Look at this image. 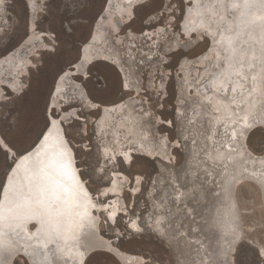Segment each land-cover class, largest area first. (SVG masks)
Listing matches in <instances>:
<instances>
[{
  "label": "rangeland",
  "instance_id": "obj_1",
  "mask_svg": "<svg viewBox=\"0 0 264 264\" xmlns=\"http://www.w3.org/2000/svg\"><path fill=\"white\" fill-rule=\"evenodd\" d=\"M34 1L33 10L29 0H23V4L21 0H5L3 4L0 56L24 38L30 20L43 36L30 57L31 64L23 70L17 90L0 86V120L11 123L18 117H35L38 132L47 121L45 110L53 82L72 71L51 114L57 118L74 111L62 124L81 180L94 202L104 204L106 210L120 208L114 223H107L102 212L98 222L100 233L110 244V249L103 251L114 264H122L120 253L141 258L133 264H224L225 254L241 230L258 247V241L264 240V66L259 84L255 82L252 87L249 83L251 90L257 87L252 91L256 102H250L255 111L246 104L238 110L232 108L236 118L239 113L249 112L251 119H255L243 135L239 129L236 131L235 144L242 152L225 151L218 159L211 138L217 144L224 137L211 125L216 111L204 97L218 96L210 86L222 74L220 66L225 56L220 48L209 53V37L184 35L182 16L189 6L184 0L137 1L132 8V20L120 25L119 33L108 27V21L119 23L116 11L115 17L100 18L105 0ZM53 17L55 24L50 25ZM98 19L101 34L97 44L91 46L94 60L73 70ZM69 21L74 31H69ZM159 27L164 29L160 35H153L150 40L140 37L146 30ZM192 28L197 29L192 22L184 24L185 31ZM109 54L115 57V64L104 60ZM138 54H146V58L134 69L132 61ZM259 68L257 63L256 70ZM88 69L93 77L98 69L113 78L119 77L121 90L112 98L114 103H101L89 95L92 89ZM74 82L82 88L81 96L93 102L95 108L71 99ZM124 82L128 83V91ZM67 99V104L61 102ZM118 102L123 104L122 108L108 113L105 119L109 125L97 133L98 106L102 109ZM73 103L81 108H73ZM133 129H143L146 137L136 142L132 139ZM115 130L120 133L119 140L114 138ZM36 140L32 133L24 147L29 149ZM232 156L235 157L230 161ZM4 175L5 169L0 166V187ZM111 186L118 192H108L103 197V191ZM159 215L163 221L160 237L151 231V224L160 221ZM135 223L139 231L132 230ZM93 253L83 264H88ZM15 264L26 263L20 258Z\"/></svg>",
  "mask_w": 264,
  "mask_h": 264
},
{
  "label": "bare ground",
  "instance_id": "obj_2",
  "mask_svg": "<svg viewBox=\"0 0 264 264\" xmlns=\"http://www.w3.org/2000/svg\"><path fill=\"white\" fill-rule=\"evenodd\" d=\"M137 1L142 0H105L101 10V13H103L102 15L114 16L115 11L118 13L117 19L119 23H117V21H115V23L108 21L110 24L108 27L112 32L119 33L120 25L128 24L132 20L134 15L132 8ZM185 3L189 6L185 7L183 11L185 16L181 28L184 31V35L189 37L191 33H194L198 38L204 36L209 37V53L211 52L212 54L214 49L220 48L223 50L225 56L220 66V69L223 70H221L222 74L219 76L217 75L216 78L214 77V83L210 86L212 91L216 92L218 96H212L210 99L204 97L205 101L211 103L213 109L216 111V115L210 119L212 122L211 125L215 128V132L217 131L218 134L221 133L220 135L224 137L221 143L218 142L215 144L212 140V136L211 143L215 148L213 153H216L215 155H217L218 159H220L221 155H224L225 151H227L228 154L241 153L242 151H238L239 147L235 144L237 136L236 131L239 129V133L243 135L245 130H250L252 128L255 124V119H251L253 115L249 114V112L243 114L239 113L236 118L232 108L238 110L241 108V105L244 106L246 104L253 112L255 111L250 102H256V97H253L252 91H256L257 87L251 90L249 88V83L251 81L252 87L255 82L259 84L262 77L261 69L264 66L262 62V60H264V0H184V4ZM3 4H0V27L4 20L2 11ZM115 4H117L116 10L114 8ZM28 5L33 10L36 3L34 0H29ZM103 16H100V18ZM109 18L113 20L111 17ZM99 19L86 43L82 46L79 61L74 64L73 70H78L82 66L86 67L94 60V54L91 53V46L95 42V44H97L101 34ZM186 22H192L196 25L197 29L192 28L190 32L185 31L184 24ZM104 23H106V21ZM106 25H108V23ZM163 31L164 29L162 27L154 31L146 30L145 34L140 37H142V39L147 37V39L150 40L151 37H154L153 35H160ZM128 33L131 34L130 32ZM42 36L43 35L38 32L34 21L30 20L24 38L14 48L0 56V86L17 90L20 86L19 79L24 74L23 70L27 68L29 63L31 64L30 57L36 49L37 42L42 39ZM129 46L128 49L131 48H129ZM99 49L101 50L100 46ZM95 53L97 57L100 56L99 53ZM209 55L210 54H208V56ZM114 58L115 57L109 54L106 55L104 60H106L108 64H115L116 61H114ZM257 63H260L259 71L256 70ZM117 64L120 66L119 63ZM68 75L71 76L72 71H67L55 79L51 93L47 99L45 110L48 123V129L45 135L49 137L47 143L43 136L40 143L31 153L25 155L29 150L26 152L24 151L25 153L22 152L19 156V160L13 167L15 171L12 170L6 175L7 179L5 187L1 192L0 199L5 209L3 213L4 219L0 220V264H15L20 258L24 260L26 264H83L90 253L110 249V244L102 236L98 227L99 213L102 212L105 215L107 223L112 224L116 221L118 214H120V208L114 207L106 210L104 204L94 202L92 194L81 180L75 161L74 151L68 143L62 124L66 118L75 114L74 111L71 110L68 113H63L57 118H53L51 114L53 109L57 107L64 89L65 79H67ZM127 84V82H124L123 85L124 89L128 91L130 88H128ZM73 86L75 87L74 97L71 98L73 101H79L82 106L85 105L92 109L96 107L93 102L90 100L87 101L81 96L82 88L79 87L78 83L74 82ZM257 91L259 92L260 90ZM224 96L227 97L228 100H223L222 97ZM61 102L67 104L69 100H61ZM122 105V103L118 102L102 106V113L100 114L99 122L96 127L97 133H101V131L106 129L109 125L108 120L105 119L108 113L121 109ZM77 106L79 105L73 103L72 107L77 108ZM64 107L63 105L61 106L63 110ZM77 109L79 110L80 108ZM55 113L54 115L58 116V112ZM79 114H82V112ZM74 119L77 120V118ZM73 120L70 121L72 122ZM135 121L136 119L133 120L130 128L133 127ZM113 127L117 126L114 124ZM118 135H120L119 131L115 130L114 138L117 140H119ZM146 135L147 133L143 129L132 130V139H137L136 142H138L139 138L143 139L146 137ZM57 139L62 144V150L66 152V156L64 157L65 163H69L70 169L77 178L81 200L79 210L85 213L82 217L76 216L75 222L71 223L70 226L66 223L63 224L59 236L51 233L52 225L42 224L37 219L12 220L9 218V213L6 211L8 208V197L11 195L10 190L15 185H24L25 193L28 190V177L31 173L26 172V164L31 165L39 154L41 160L44 162V166L51 167L53 156L52 145ZM135 146H137V144ZM142 148L146 149V146ZM9 156H11V153H9ZM25 157L29 159L25 161ZM234 157L235 156L230 157L229 160L231 161ZM18 164L20 165L19 168H17ZM10 176L13 177V179L10 180ZM66 182L71 183L67 181V179ZM6 189L9 191H6ZM108 192L117 193L118 190L116 187L111 186L103 191V197ZM115 195L116 194H113L114 197H116ZM159 216L160 221L158 220L151 224V231L158 237H160L163 232V226L161 224L163 221L161 215ZM137 226L136 223L133 224L132 230L135 229V231H137V228L139 229V226ZM118 258L122 264H133L141 260L140 257L127 255L125 253L118 254Z\"/></svg>",
  "mask_w": 264,
  "mask_h": 264
},
{
  "label": "snow or ice",
  "instance_id": "obj_3",
  "mask_svg": "<svg viewBox=\"0 0 264 264\" xmlns=\"http://www.w3.org/2000/svg\"><path fill=\"white\" fill-rule=\"evenodd\" d=\"M56 2L58 0H53V3ZM72 2L76 3L78 0H72ZM3 3L4 0H0V4ZM21 3L23 4V0H21ZM64 7L67 8V4ZM55 20L56 17H53L50 25H54ZM61 30H64L63 22H61ZM74 30V26L69 21V31ZM52 31H56L55 27H52ZM97 72L98 74L93 77L91 69L87 70L92 89L89 95L101 103H114L115 101L112 98L116 97L121 90L119 77L113 78L110 73L103 69H98ZM87 86V83H85V87ZM47 128L48 123L45 121L43 127L37 132L35 117L23 119L18 117L11 123L7 119L0 120V166L5 169V175H8L7 169L11 167V164L8 163L9 159L12 163H16L17 157L23 151H28L24 145L28 143L32 133L36 134V139L44 136L47 143L49 139L45 135ZM9 153H11V156H9ZM52 153L51 167L44 166L39 154L31 165L26 164V172L31 173L28 177V190L25 193L24 185H15L10 190L11 195L8 197L6 211L12 220L37 219L42 224L52 225L51 233L59 236L63 224L66 223L70 226L71 223L75 222L76 216L82 217L85 213L79 210L81 200L77 178L70 169L69 163L64 161L66 152L62 150V144L58 139L52 145ZM24 159L27 161L29 158L25 157ZM19 167L18 164L17 168ZM9 179L11 180L13 177L10 176ZM66 179L71 183L66 182ZM6 191L9 190L6 189ZM4 211L3 202H0V220L4 219ZM258 244V247L252 245L251 236L241 230L235 234L232 242L233 246L225 254L224 264H264V240H259ZM88 264H114V262L108 253L99 250L89 257Z\"/></svg>",
  "mask_w": 264,
  "mask_h": 264
},
{
  "label": "water",
  "instance_id": "obj_4",
  "mask_svg": "<svg viewBox=\"0 0 264 264\" xmlns=\"http://www.w3.org/2000/svg\"><path fill=\"white\" fill-rule=\"evenodd\" d=\"M103 13H101V15H102ZM103 16V15H102ZM184 16H185V13H183V16H182V18H184ZM124 45V44H123ZM145 55V56H144ZM143 56H141V55H136L135 56V58H134V60L132 61L133 62V64H132V67L134 68V69H138L139 68V66H140V61L142 60H144L145 58H146V54H144ZM124 61H126V60H124ZM128 62V61H127ZM77 108H81L80 106H77ZM98 114L100 115L101 113H102V109H101V106H98ZM48 129V128H47ZM46 129V130H47ZM46 130H45V132H46ZM42 138H43V136H40V138L39 139H37L36 141H35V143L32 145V147H30L31 149H28L29 151L28 152H26L25 153V155H28L29 153H31L34 149H35V147L40 143V141L42 140ZM19 160V156L17 157V160H16V162ZM9 163L11 164V167L10 168H8L7 169V173L9 174L12 170H13V167H14V165L16 164V163H12V161H11V159H9ZM7 176L6 175H4V178H3V182H2V185H1V187H0V199H1V192H2V190H3V188L5 187V183H6V178Z\"/></svg>",
  "mask_w": 264,
  "mask_h": 264
}]
</instances>
